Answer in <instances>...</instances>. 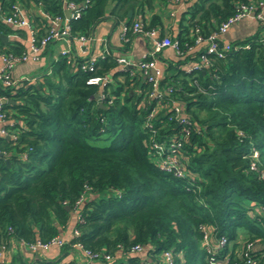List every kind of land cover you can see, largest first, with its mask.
<instances>
[{"label": "trees", "instance_id": "trees-1", "mask_svg": "<svg viewBox=\"0 0 264 264\" xmlns=\"http://www.w3.org/2000/svg\"><path fill=\"white\" fill-rule=\"evenodd\" d=\"M69 1L80 11L69 20L74 34H93L108 15L126 18L130 28L138 14L143 29L165 35L160 14L145 16L154 0ZM15 2L31 11L36 37L47 29L38 10L54 16L64 9L63 0H0V33L16 35L0 40V50L20 54L27 30L1 18ZM186 2L170 35L180 54L167 63L154 96L152 82L136 68L118 69L111 51L91 68L89 55L72 51L51 58L48 72L35 79L13 87L0 83V96L13 100L2 110L15 120L9 128L16 133L15 139L0 136V244L46 241L60 234L75 210L82 217L74 219L61 255L29 262L14 257V264H77L62 260L78 250L76 242L121 253L104 264H162L164 250L173 264H208L202 226L212 242L226 238L215 253L222 264L242 262L243 240L254 241L249 256L264 264V41L256 31L230 41L222 57L207 53L205 44L196 47V36H208L250 0ZM201 54L210 65L190 67ZM94 76L110 80L88 83ZM100 92L105 107L98 106ZM153 142L163 146V155L178 157L182 175L158 165ZM136 244L143 250L130 252Z\"/></svg>", "mask_w": 264, "mask_h": 264}, {"label": "built area", "instance_id": "built-area-1", "mask_svg": "<svg viewBox=\"0 0 264 264\" xmlns=\"http://www.w3.org/2000/svg\"><path fill=\"white\" fill-rule=\"evenodd\" d=\"M173 1H180L182 3L186 2V0ZM63 9L64 15L57 14L54 16H49L44 11L40 9L38 10L39 14L47 21V29L43 34L39 35V37L35 36V29L32 24L31 11L21 3H13L10 11L1 15V18L9 25L13 27H23L28 32V38L26 39V50L24 52L20 54H12L0 50V83L3 86L13 87L23 79L27 80L37 78L40 74H24L19 78L15 77L12 73V69L17 64H22L28 61L37 62L40 59V53L54 41L63 40L67 43V46L61 49L59 55H69L72 51H74L79 56L89 55V67L92 66L93 61L96 60L98 55L104 56L110 52L108 47L104 46V50L101 54H89V43L95 40V36L93 34L88 36L79 33L74 34L71 32V26L69 23L70 18H76L80 15L78 4L74 1L63 0ZM245 17L254 18L258 22L260 27H264V0H250V2L248 3L238 4L236 12L233 15L229 16L226 20L222 21L215 30L208 34V36L203 37L201 35H197L195 38V44L204 43L207 53H213L219 57L224 56L226 52L231 49V44L230 41L222 39V35L233 23ZM128 30H130L133 34H140L145 38L151 40V45L144 53L143 58L138 61H133L125 55H115L117 68L120 70L127 68H136L144 76V78L152 82V90L150 91V95L154 96L158 93V80L163 72V69L157 64V55L163 50V48L167 46H171L172 48H174L176 54H180L177 41L172 39L170 35H163L160 37L158 29L155 27L143 29L142 21L134 20L130 28L127 27L126 23L122 27L120 39L123 41V43L129 42L131 40V37H129L128 35ZM258 32L260 35V39L264 41V31L259 28ZM243 46L248 47V44H244ZM59 55H57L55 58H57ZM209 65V57L206 54H201L196 61L192 62L190 67H201ZM86 66L87 64L82 65L83 68H85ZM48 70L46 71L48 72ZM108 80H110V78L108 77L94 76L90 77L87 82L101 84L105 83ZM168 90H170V88ZM99 95L100 96L98 100L102 101L104 94L100 92ZM6 99V97L0 96V136H7L11 139H15V131L9 128V126H11L15 120L12 117H7L6 112L2 110V104ZM173 106L177 111H180L178 103L173 102ZM158 107L159 106L154 108L150 115L154 114ZM152 147L157 153V162L162 169L167 171L172 170L177 175L183 174L182 166L180 165L178 157L175 154L163 155V146L158 142H153ZM256 154V151H254L253 156L255 157ZM22 157L25 158L26 154L22 153ZM74 213L75 218L81 221L82 217L78 213V211L75 210ZM202 229L204 230L203 243L207 249V252H209L210 254L207 258L208 264H222L223 261L216 258L215 253L225 245L226 238L221 237L212 242L209 231L204 226H202ZM74 234H78V231L76 229L74 230ZM13 239L17 240L21 244L28 246L32 251H46L53 246L62 247L67 242V240L61 236V234L53 236L46 241L36 239L34 241L28 242L23 239ZM241 243V248L238 252V255L242 257V262L240 264H255L256 259L249 256V252L254 249V241L243 240ZM6 246L7 243L0 244V261L3 252L6 249ZM73 247L80 250L81 254L86 259L105 260L107 263L113 262L116 257H119L121 255L120 252L116 255H110L107 253L91 251L82 247L78 242L73 243ZM143 248V245L136 244L131 247L130 252L141 251L143 250ZM160 259L162 261V264H173V256L169 250H164L163 252H161Z\"/></svg>", "mask_w": 264, "mask_h": 264}, {"label": "crops", "instance_id": "crops-1", "mask_svg": "<svg viewBox=\"0 0 264 264\" xmlns=\"http://www.w3.org/2000/svg\"><path fill=\"white\" fill-rule=\"evenodd\" d=\"M187 2L173 1V0H154L153 10L146 9L145 16L147 18L153 12L161 15L163 20V25L165 28V35H172V32H176L178 27V22L182 12L187 7ZM111 6V5H110ZM126 19V18H125ZM116 20L112 16H109L99 22L94 30L93 35L95 40L89 43L88 53L92 55L101 54L104 50V46L116 56L125 55L133 61H138L143 58L144 53L151 45V40L145 38L140 34H133L131 40L127 45L123 43L120 39V33L122 27L126 20ZM134 20H142L138 14L134 15ZM260 25L252 17H245L237 22L233 23L227 31L222 35V39L226 41H233L236 39H243L256 31L258 32ZM8 39L15 37L14 34H8ZM7 39V40H8ZM201 44H196L198 48ZM67 43L65 41H54L48 45L40 53V59L37 62L28 61L22 64H17L12 69V73L15 77H20L24 74L29 75H39L38 73H33L37 69L47 68L49 60L55 58L60 54L61 49L65 48ZM196 47L193 49H196ZM177 54L171 46L163 48V50L157 55V64L163 69L166 67L167 63L171 60H176ZM72 215H75L73 212ZM74 216L70 218L66 227L61 229V236L66 240L72 235V230L74 228ZM61 247L53 246L46 251H32L28 246L21 244L15 239H11L7 242V246L3 255L1 257L0 264H14L13 258L19 257L24 261H34L36 258L39 259H49L55 258L61 255ZM122 256V255H121ZM70 259H75L77 264H104L102 260H91L86 259L80 252V250L72 251L63 257V261H68Z\"/></svg>", "mask_w": 264, "mask_h": 264}, {"label": "water", "instance_id": "water-1", "mask_svg": "<svg viewBox=\"0 0 264 264\" xmlns=\"http://www.w3.org/2000/svg\"><path fill=\"white\" fill-rule=\"evenodd\" d=\"M128 13L130 15L131 12L129 11ZM7 39H8L7 34L0 33V40L2 42H5ZM99 96H100L99 93H96L95 94V97L96 98H99ZM5 102L13 103V100L11 98H7L5 100ZM98 106L105 107L104 103L101 100L98 101ZM6 162L9 163V158H6ZM66 208L69 209L70 207L67 205ZM72 216H74V218H75V215H72Z\"/></svg>", "mask_w": 264, "mask_h": 264}, {"label": "rangeland", "instance_id": "rangeland-1", "mask_svg": "<svg viewBox=\"0 0 264 264\" xmlns=\"http://www.w3.org/2000/svg\"><path fill=\"white\" fill-rule=\"evenodd\" d=\"M260 29H262V30L264 31V27H260ZM46 69H47L46 67H45L44 69H42V70L37 69V70H35L33 73H38V74H39V73L45 72ZM111 75H112V74L110 73L109 76L111 77ZM115 86H116V83H112L110 87L113 88V87H115Z\"/></svg>", "mask_w": 264, "mask_h": 264}]
</instances>
